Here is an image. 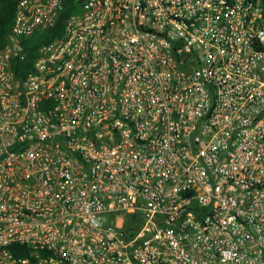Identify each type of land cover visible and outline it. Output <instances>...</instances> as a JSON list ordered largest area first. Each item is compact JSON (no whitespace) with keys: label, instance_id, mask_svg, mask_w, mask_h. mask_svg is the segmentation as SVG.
I'll return each instance as SVG.
<instances>
[{"label":"built area","instance_id":"built-area-1","mask_svg":"<svg viewBox=\"0 0 264 264\" xmlns=\"http://www.w3.org/2000/svg\"><path fill=\"white\" fill-rule=\"evenodd\" d=\"M15 2L0 264H264V0Z\"/></svg>","mask_w":264,"mask_h":264},{"label":"trees","instance_id":"trees-1","mask_svg":"<svg viewBox=\"0 0 264 264\" xmlns=\"http://www.w3.org/2000/svg\"><path fill=\"white\" fill-rule=\"evenodd\" d=\"M15 5V0H0V39H2V35L6 34L9 31L14 16ZM62 26L63 25L61 17L54 28L43 32V34L41 35H35L29 40L25 41L26 47L28 49V57L26 62H17L13 66L16 76H21L23 71L29 70L35 57V50H37V48L42 44L46 43L49 38H55L56 36H59L63 29ZM138 218L139 216L137 214H129L125 217L124 227L126 231L133 233L140 227ZM20 250L22 251V253L27 252V249L25 248L17 249V251ZM18 253L20 252H15V254Z\"/></svg>","mask_w":264,"mask_h":264}]
</instances>
